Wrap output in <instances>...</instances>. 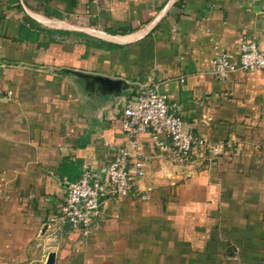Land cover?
<instances>
[{
  "label": "crops",
  "instance_id": "1",
  "mask_svg": "<svg viewBox=\"0 0 264 264\" xmlns=\"http://www.w3.org/2000/svg\"><path fill=\"white\" fill-rule=\"evenodd\" d=\"M242 41L264 49V0H0V264H228L231 244L258 261L264 69L212 74ZM149 83L222 151L180 161L149 133L133 149L121 108ZM119 145L143 174L129 197L106 190L84 235L60 213L68 184Z\"/></svg>",
  "mask_w": 264,
  "mask_h": 264
},
{
  "label": "built area",
  "instance_id": "2",
  "mask_svg": "<svg viewBox=\"0 0 264 264\" xmlns=\"http://www.w3.org/2000/svg\"><path fill=\"white\" fill-rule=\"evenodd\" d=\"M261 69H264V49L251 41H242L235 56L217 51L212 60V74L219 79H226L235 71ZM121 128L133 149H140L136 136L149 133L160 150H165L168 142L180 161H189L198 151L201 156L207 150L215 155L222 151V145L185 130L180 114L156 83L140 87L134 98L121 108ZM143 167L140 158H130L126 146H117L114 156L102 169L84 168L78 179L68 184L60 205L62 219L85 235L106 190L119 197L131 196L136 190L134 177L143 174Z\"/></svg>",
  "mask_w": 264,
  "mask_h": 264
},
{
  "label": "rangeland",
  "instance_id": "3",
  "mask_svg": "<svg viewBox=\"0 0 264 264\" xmlns=\"http://www.w3.org/2000/svg\"><path fill=\"white\" fill-rule=\"evenodd\" d=\"M262 136H264V133H262ZM258 142L260 143V141H257V140H256V142L253 141V144L256 143V145L254 146L255 148H257V143ZM259 145H263V144L260 143ZM253 151H256V149L253 150ZM256 152H258V151H256ZM260 163L261 162L257 163L256 165H253V175H258L259 172L263 171L264 168H261L262 166L260 165ZM241 173H243V172H240V174ZM262 182H259V184H258L259 189L258 190H260V186H261V183ZM262 203L264 204V201ZM259 216L260 217H264V214L263 215L259 214ZM262 230H263L262 232H264V222H263V228H262ZM253 238H254L253 242L255 243V247L253 248V253H255V251H256V254L258 255V258H257L258 261L253 262V264H264V237L263 236H260V235H257L256 236L254 234L253 235ZM246 243H247V241H246ZM247 245H249V244H247ZM230 246L233 247V249L235 248L232 244ZM233 249L231 250L232 251L231 255H229V254L226 255L228 264H245V262L243 260V258H244L243 257V252H241V250H239L237 248H235L234 250ZM246 264H251V263H249V262L246 261Z\"/></svg>",
  "mask_w": 264,
  "mask_h": 264
},
{
  "label": "water",
  "instance_id": "4",
  "mask_svg": "<svg viewBox=\"0 0 264 264\" xmlns=\"http://www.w3.org/2000/svg\"><path fill=\"white\" fill-rule=\"evenodd\" d=\"M83 78H89L104 92L120 91L123 81L120 79H111L100 75H82ZM54 254L50 252L45 264H53Z\"/></svg>",
  "mask_w": 264,
  "mask_h": 264
}]
</instances>
